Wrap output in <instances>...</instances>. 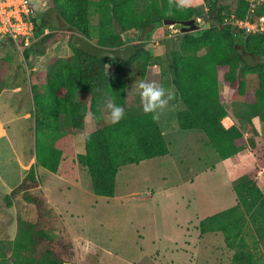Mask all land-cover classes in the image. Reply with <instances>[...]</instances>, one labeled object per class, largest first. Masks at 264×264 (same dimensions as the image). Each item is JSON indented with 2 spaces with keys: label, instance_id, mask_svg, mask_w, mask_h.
I'll return each instance as SVG.
<instances>
[{
  "label": "rangeland",
  "instance_id": "rangeland-1",
  "mask_svg": "<svg viewBox=\"0 0 264 264\" xmlns=\"http://www.w3.org/2000/svg\"><path fill=\"white\" fill-rule=\"evenodd\" d=\"M249 1L250 15L258 19L264 17L256 13L264 8V0ZM238 2L192 0L189 6L202 13L200 16L205 23L215 19L220 8H225L226 13L234 12ZM33 3L42 16L47 14L51 25L45 39L47 57L32 53L25 58L20 48L5 42L7 39H0V81L4 82L0 95V255L5 254L4 264H14L13 243L28 223L52 237L56 245L70 243L74 255L71 263L67 261L69 264H167L176 248L189 257L192 253L193 264H230L233 253H227L231 251L223 235H201L197 223L236 205L234 184L241 177L251 174L259 188H264L260 181L264 175V130L261 135L253 126L251 107L231 101L225 83H222L225 89L221 95L224 106L228 102L241 105L236 109L237 119L244 123L248 116L246 120L250 122L243 127L237 123L246 140L239 152L245 155L236 161L240 167L231 169L239 154L221 160L203 132H185L179 128L175 114L183 106L173 84L168 57L180 50L181 26L163 25L150 38H142L136 30L123 32L118 26L115 28L127 45L143 44L144 47L146 44L152 60L145 80H156L175 94L171 101L174 109L159 120L166 133L169 155L122 167L116 178L115 196L100 197L93 192L88 170L75 162L76 155L84 151L83 144L76 141V134L72 133L71 137L64 131L68 135L64 143L59 145L57 141L55 144L63 151L61 176L44 167H36L38 187L26 192L30 197L28 202L26 194L16 192L31 168L36 166V126L32 117L36 107L32 87L45 84L57 62L73 55L69 42L79 35L60 20L52 0H33ZM89 17L91 27L96 29L98 14L94 4ZM238 52L245 63L257 61L244 55L241 48ZM116 64V60L109 62L107 75L99 82L98 104L106 124H112L104 100L108 97L107 86ZM135 80L129 79L125 116L132 110L144 113L139 96L130 93ZM255 117H259V124H264V117ZM224 124L227 126L228 122ZM95 129L89 115L82 136ZM185 222H193L188 232ZM183 226L185 232H181ZM36 251L41 255L43 248L38 247ZM155 254V259L151 260ZM160 258L163 261L160 262ZM177 263L187 264L181 260Z\"/></svg>",
  "mask_w": 264,
  "mask_h": 264
},
{
  "label": "trees",
  "instance_id": "trees-1",
  "mask_svg": "<svg viewBox=\"0 0 264 264\" xmlns=\"http://www.w3.org/2000/svg\"><path fill=\"white\" fill-rule=\"evenodd\" d=\"M52 2L54 11L70 31L105 49H119L127 45L116 33V26L123 32L136 30L142 38H150L165 20L184 22L202 15L196 7L180 8L175 5L169 15V0ZM92 4L98 14L96 29L91 27L89 20ZM251 10L249 0H239L232 13L220 8L210 28L183 34L180 50L168 57L173 84L184 106L178 113L179 128L185 132H203L221 160L238 155L246 144L237 123L230 128H225L222 123L228 122L224 119L229 117V111L221 100L222 83L227 85L231 101L243 102L252 108L254 115L264 117V35H244L232 26H217V23L223 25L225 18L231 15L245 20ZM256 13L264 16V8L256 10ZM36 25L39 35L50 29L47 14L41 16ZM46 37L25 50L24 57L28 58L32 53L44 57ZM69 45L73 55L57 62L45 84L32 87L36 107L32 114L36 126V166L31 168L16 192L21 191L25 195L38 187L36 167L41 166L60 175L63 151L55 144H58L57 141L59 145L63 144L69 134L72 137V133H84L86 119L90 115L96 129L86 135L85 153L77 154L75 162L88 170L95 195L112 198L122 167L167 156L170 153L169 144L158 122H154L150 114L132 110L119 123L106 124L99 109L98 89L99 82L107 75L106 69L111 60L91 57L76 50L73 40ZM145 47L146 44L128 61L116 60L107 93L123 109L127 106L129 79H145L151 64L152 55ZM239 48L252 61L254 58L257 61L245 63ZM234 191L237 204L202 220L200 233L223 235L227 249L233 252L231 264H264V192L251 174L237 180ZM25 196L28 202L29 194ZM8 203L11 205L9 200ZM25 225L13 243L14 264L71 263L74 251L70 243L56 245L43 230H35L29 223ZM38 247L43 248L41 255L37 254ZM4 255H0V264H4Z\"/></svg>",
  "mask_w": 264,
  "mask_h": 264
},
{
  "label": "built area",
  "instance_id": "built-area-1",
  "mask_svg": "<svg viewBox=\"0 0 264 264\" xmlns=\"http://www.w3.org/2000/svg\"><path fill=\"white\" fill-rule=\"evenodd\" d=\"M41 16L33 0H0V39L9 40L23 52L31 49L38 40L50 33V29L41 35L36 32V21ZM194 19L200 30L210 28L213 24V20L204 23L202 17ZM224 25L232 26L244 35L264 34V17L258 19L250 15L240 20L231 15L225 18L223 25L217 23L218 27Z\"/></svg>",
  "mask_w": 264,
  "mask_h": 264
},
{
  "label": "clouds",
  "instance_id": "clouds-1",
  "mask_svg": "<svg viewBox=\"0 0 264 264\" xmlns=\"http://www.w3.org/2000/svg\"><path fill=\"white\" fill-rule=\"evenodd\" d=\"M191 2L192 0H169L168 14H172L174 5L184 8L189 6ZM130 93L139 96L143 112L145 114H150L154 122H159L161 116L175 107L171 104L175 96L173 90L165 88L156 80H135L131 85ZM104 106L108 110L109 118L112 123L116 124L124 119V109L117 105L111 96L105 98Z\"/></svg>",
  "mask_w": 264,
  "mask_h": 264
},
{
  "label": "water",
  "instance_id": "water-1",
  "mask_svg": "<svg viewBox=\"0 0 264 264\" xmlns=\"http://www.w3.org/2000/svg\"><path fill=\"white\" fill-rule=\"evenodd\" d=\"M165 26H181V32L183 34H190L200 31V28L195 24V19L189 21L177 22L175 20H165ZM73 47L91 57L101 58L106 57L110 60H119L122 62L130 60L135 52L140 51L143 48V44L139 45H126L119 49H105L101 48L88 39L78 35L73 39Z\"/></svg>",
  "mask_w": 264,
  "mask_h": 264
},
{
  "label": "crops",
  "instance_id": "crops-1",
  "mask_svg": "<svg viewBox=\"0 0 264 264\" xmlns=\"http://www.w3.org/2000/svg\"><path fill=\"white\" fill-rule=\"evenodd\" d=\"M5 42H10L9 40H6ZM11 44H13L12 42H10ZM56 51H57V49H56ZM47 56L45 55L44 56V58H46ZM110 65L108 64V66H107V68L109 67ZM115 69V68H114ZM223 89H225L222 85H221V95L223 94ZM182 104V103H181ZM236 105H238V106H236ZM183 106V105H182ZM237 107H241V105H239V104H235V102H228V104H225V108H226V110L227 111H229V117H227L226 119H224V120H227L228 121V124H227V126H224L225 128H230L231 126H233L235 123H238V124H240V127H243V126H246V124L247 123H250V122H248L246 119H247V117L244 119V123H241V121H239L238 119H237V112H236V109H237ZM183 109H184V106H183ZM181 111V110H180ZM179 111V112H180ZM178 112V113H179ZM178 113L177 114H175L176 115V117H177V121H178ZM254 114V112H253V110H252V116H253V118L251 119V122H252V124H253V126L254 127H256L257 128V131L261 134V133H263V130H264V124L263 123H261L260 122V124H259V117H255L256 115H253ZM251 118V117H250ZM223 123V125H225L224 124V121L222 122ZM158 124H159V122H158ZM159 126H160V124H159ZM161 127V126H160ZM161 129H162V127H161ZM162 131H163V129H162ZM163 134L165 135V138H166V133L163 131ZM262 135V134H261ZM74 137H75V139H76V141H79V142H81V145H82V149L84 150L81 154H84L85 153V137H83L82 136V133H77L76 135H74ZM263 146H264V140H263V144H262ZM243 155H245V154H243ZM243 155H238L237 157H235V162L233 163L232 162V164H235V165H233L232 166V164H231V169H233V170H236L238 167H240V165L239 164H237L236 163V161H238V160H240L242 157H243ZM238 159V160H237ZM150 160H152V159H150ZM239 163V162H238ZM264 173V172H263ZM118 176V175H117ZM117 181V180H116ZM259 181V180H258ZM261 181V183L263 184V187H264V175H263V177H262V179L260 180ZM260 183V182H259ZM259 185V184H258ZM116 186H117V182H116ZM261 190L264 192V188H261ZM237 204V203H236ZM212 216V215H211ZM201 222V221H200ZM186 224V226H187V232L190 230L189 229V225L191 226V224L193 225V222H191V224L190 223H187V222H185ZM199 225H200V223H199ZM199 225H198V223H197V226L199 227ZM183 228H185V226H183L182 228H180L181 229V232H185L184 230H183ZM200 231V230H199ZM201 234V233H200ZM205 236V235H204ZM186 243V242H185ZM177 246H178V244H176ZM178 250H179V248H176L175 249V252H172V256L169 258V260L167 261V264H178L177 263V261H179V260H181V261H184V262H186L187 264L189 263V264H193L192 262H194L193 260V255H192V253H191V256L192 257H189V255H187V254H183V253H179L178 252ZM184 252V251H183ZM228 254H231V253H233L232 251L231 252H227ZM187 255V256H186ZM155 256H156V254L154 255V256H151L150 257V259L152 260L153 259V257H154V259H155ZM164 258V262H165V257H163ZM154 261H156V260H154ZM161 261H163V259H161L160 258V262ZM231 264V263H230Z\"/></svg>",
  "mask_w": 264,
  "mask_h": 264
}]
</instances>
